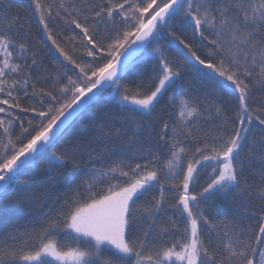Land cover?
<instances>
[{
    "label": "snow or ice",
    "instance_id": "snow-or-ice-1",
    "mask_svg": "<svg viewBox=\"0 0 264 264\" xmlns=\"http://www.w3.org/2000/svg\"><path fill=\"white\" fill-rule=\"evenodd\" d=\"M0 13V190L5 192L13 184L30 186L34 178L20 180V173L54 147L94 89L123 87L120 104L143 115L181 86L185 64L161 47L154 49L148 84L133 89L119 83L140 49L163 38L169 21L179 20L206 42L202 57L192 43L168 31L199 79L236 101L231 113L225 103L209 112L182 96L176 125L161 121L155 132L157 150L136 162L93 168L83 194L78 190L54 215L46 213L39 228L0 232V264H264V104L252 102L253 87L264 90V0H30L29 18L63 58V71L52 73L30 47V26L25 30L6 7L0 6ZM18 24L20 37L13 34ZM62 40L73 46L71 52ZM245 149L248 166L252 157L260 164V181L245 182L241 189ZM47 162L62 166L65 153L53 150ZM157 187L159 197L138 204ZM235 189L261 202L255 229L228 218L213 224L201 209L209 197H227ZM168 191L172 214L158 225Z\"/></svg>",
    "mask_w": 264,
    "mask_h": 264
},
{
    "label": "trees",
    "instance_id": "trees-1",
    "mask_svg": "<svg viewBox=\"0 0 264 264\" xmlns=\"http://www.w3.org/2000/svg\"><path fill=\"white\" fill-rule=\"evenodd\" d=\"M0 6L6 7L10 16L19 17V23L25 26V30L30 26L29 44L33 50L39 52L42 67L47 68L50 73L63 71L59 63L63 58L59 57V53L52 48L51 42L37 28L35 19L29 18L30 0H3ZM169 26L170 29H163L162 39L157 40L151 47L144 48L129 64L127 72L122 74L119 83L133 89L138 83L148 84L153 75L156 55L154 49L161 47L170 58L185 64V75L181 86L169 89L150 114H137L123 107L119 102L123 87L117 92L116 85H112L88 103L63 130L62 137L55 142L54 147L38 154L33 167L26 168L20 173L18 177L20 180L34 178L30 186L13 184L6 192L0 194V232H7L13 226L20 230L31 229L33 226L39 228L46 213L50 216L54 215L63 201L71 199L78 190L83 194V188L92 178L93 168L98 169L119 161L136 162L141 157L147 156L149 149L157 150L155 132L159 130L161 121H168L170 128L176 125L178 119L176 105L182 96L197 100L202 109L209 112L215 111L216 104L225 103L231 113L236 101L227 93L214 90L210 83L205 84L199 79L195 70L187 65L183 56L177 51V48L182 46L178 41L173 42L168 31H175L177 35L192 43L202 57L207 56L208 49L204 47L206 42H199V39L193 36L191 28L179 20L169 21ZM13 34L17 37L22 35L19 24ZM62 46H66L69 52L73 50V46L67 44L66 40H62ZM76 47L82 49L78 43ZM252 102L253 106L264 104V90L258 86L253 87ZM117 130H119L118 135ZM149 132L152 133L151 137ZM255 139L257 147L253 151L258 152L259 137ZM53 150L58 154L65 153L64 165H48L47 157ZM241 158L245 161L241 189L245 182L249 185H258L260 164L252 157V164L248 166L250 159L248 149L241 153ZM74 164L78 165L75 169ZM97 187L99 189L101 186ZM102 187L106 188L107 182ZM241 189L233 190L227 197L217 194L201 204V209L213 224L228 218L235 219L246 229L256 228V217L262 211L261 202L254 195L242 193ZM193 190L199 191V185ZM159 195L157 187L145 193L138 204L143 206ZM164 197L166 203L164 210L157 217L158 225L167 221L172 214L169 204L173 202V193L165 192ZM143 226L146 227V224ZM202 232L206 240L210 238L208 227H202Z\"/></svg>",
    "mask_w": 264,
    "mask_h": 264
},
{
    "label": "water",
    "instance_id": "water-1",
    "mask_svg": "<svg viewBox=\"0 0 264 264\" xmlns=\"http://www.w3.org/2000/svg\"><path fill=\"white\" fill-rule=\"evenodd\" d=\"M144 48L140 49L139 53L137 54L136 57H138L141 52L143 51ZM135 57V58H136ZM132 62V61H131ZM130 62V63H131ZM129 63V64H130ZM110 83V82H109ZM112 86V85H111ZM108 88H110L108 85H105L104 88H102L99 92H97L95 89L93 90L92 93L88 94V99H84V102L82 104H80L79 108L76 109V112L73 113V116L70 118L69 121L66 122V124L63 126V130L69 125V123L74 119V117L86 106L88 105V103H90L93 99H95L96 97H98L99 95H101L102 93H104ZM75 107V106H74ZM3 192V190H0V194Z\"/></svg>",
    "mask_w": 264,
    "mask_h": 264
},
{
    "label": "rangeland",
    "instance_id": "rangeland-1",
    "mask_svg": "<svg viewBox=\"0 0 264 264\" xmlns=\"http://www.w3.org/2000/svg\"><path fill=\"white\" fill-rule=\"evenodd\" d=\"M178 104H179V103H178ZM178 104L176 105V108H177L176 110H177V112L179 111V109H178V107H177V106H178Z\"/></svg>",
    "mask_w": 264,
    "mask_h": 264
}]
</instances>
